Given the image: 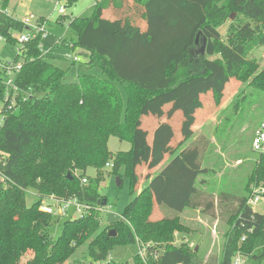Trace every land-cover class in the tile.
<instances>
[{
  "label": "trees",
  "instance_id": "trees-1",
  "mask_svg": "<svg viewBox=\"0 0 264 264\" xmlns=\"http://www.w3.org/2000/svg\"><path fill=\"white\" fill-rule=\"evenodd\" d=\"M8 4L3 0V10ZM233 13L224 39L217 29ZM48 26L51 31L50 20ZM69 27L77 37L73 47L84 51L85 67L99 68L102 76L86 72L66 81L70 68L42 53L40 36L28 44L18 78L19 105L0 127V170L6 176L0 182V264H65L83 245L82 256L69 264H129L108 256L114 246L134 242L146 252L137 253L133 264H232L238 252L248 264H264V213L248 204L252 186L264 185V153L237 204L220 208L201 186L207 168L193 140L205 98L219 104L232 78L264 90V67L252 55L264 47V0H101L93 16L73 17ZM24 29L19 18L0 12V34L9 42L14 43L12 30ZM200 31L207 38L204 54L201 41L196 44ZM168 100H176L183 112L179 139L170 144L172 131L164 123L148 144L139 138L141 118L161 113L155 105ZM111 136L131 148L113 153ZM140 155L147 158L144 183L137 169ZM165 156L166 166L150 172ZM107 163L113 164L112 173L124 169L132 196L123 218L110 224L97 210L109 202L100 193ZM89 167L97 170L95 177L87 174ZM30 188L38 199L29 206ZM46 197L86 206L79 217L66 218L55 240L49 233L53 216L40 206ZM155 206L162 219L151 218ZM197 207L220 209L231 219L222 252L213 260L187 244L169 243L173 232L182 230L179 215Z\"/></svg>",
  "mask_w": 264,
  "mask_h": 264
},
{
  "label": "rangeland",
  "instance_id": "rangeland-1",
  "mask_svg": "<svg viewBox=\"0 0 264 264\" xmlns=\"http://www.w3.org/2000/svg\"><path fill=\"white\" fill-rule=\"evenodd\" d=\"M67 1L9 0L7 9L20 20L26 15L33 14L35 19L43 17L51 21L52 30L41 39L40 47L48 59L64 69L70 68L66 81H74L78 75L86 72L102 76L99 68L88 70L85 67L86 56L81 48L73 47V41L77 37L69 27V22L73 17L93 16L97 1L75 0L66 3ZM2 2L3 0H0L1 5ZM22 3H25V6ZM60 4H66L65 13L62 15L58 11ZM105 15L109 16L108 13ZM235 16L236 13H233L217 29L222 38L225 39L226 30ZM3 43L0 42V56L5 61L13 60L16 53L10 45H3ZM252 55L262 69L264 67V47L254 49ZM67 56H79L81 59L72 65V61ZM176 102V100L160 101L154 108L161 107V113L151 111L145 113L139 126V138L150 144L151 136L165 123L172 131L170 144L177 141L180 136L179 128L183 112L178 106L175 107ZM204 102L203 108L196 115L193 137L203 153L202 166L207 168L199 180H204L201 186L209 194V198L213 199L216 207H220L221 203H231L235 206L237 198L245 193V184L259 155L253 150L252 138L256 128L264 120V90L250 86L247 82L237 78H232L227 84L224 97L219 104H216L212 97L205 98ZM151 123L154 124V131L148 136V126ZM144 132H146V136L143 138ZM191 144L192 140H189L185 145ZM109 148L113 153H117L120 150H129L131 143L111 136ZM138 158L140 161L137 169L143 182L148 171L147 158L145 159L141 155ZM168 159L169 156H165L164 162H167ZM103 170H105V175L100 186V193L109 200L108 204L105 205L106 212L103 213L105 215L103 216L105 224H110L123 218L122 214L132 197L130 195V179L122 167L118 173H112V167L105 166ZM157 170L154 169L151 172L155 173ZM87 174L95 177L97 170L89 167ZM37 199L34 189L30 188L26 191V200L29 206ZM69 201L67 210L70 217H79L78 206L74 199ZM162 216L161 211L155 206L151 218L159 220L162 219ZM66 218V216L57 214L53 216L49 233L54 240L61 234ZM178 218L182 230H175L169 243L176 246L187 244L190 250H198L206 260H213L221 254L231 227L229 213L227 214L225 211L220 213V209L209 212L205 211L204 207H197L187 208ZM85 248V245L81 246L65 264H69L76 254L82 256ZM142 249L138 242L116 245L112 248L108 261L133 264L134 256Z\"/></svg>",
  "mask_w": 264,
  "mask_h": 264
},
{
  "label": "built area",
  "instance_id": "built-area-1",
  "mask_svg": "<svg viewBox=\"0 0 264 264\" xmlns=\"http://www.w3.org/2000/svg\"><path fill=\"white\" fill-rule=\"evenodd\" d=\"M97 2L101 0H96ZM66 4H60L58 11L60 15L65 13ZM5 11L8 15H13L8 9L3 10L0 4V12ZM14 16V15H13ZM21 22L25 25L23 31H11V36L14 39V43H11L0 34V42H4L3 45L8 44L12 47L16 53L15 58L11 61H5L0 56V127L3 125L5 118L9 112L15 110L19 103L18 97L21 93L20 86L18 83V78L23 67V62L26 55V49L28 44L40 36L41 39L47 35L49 32L48 20L43 17L35 19L33 14L26 15ZM72 45L71 43H67ZM72 62H79V56H67ZM23 94V93H22ZM253 150L257 153H264V120L256 128L253 138H252ZM107 167H112V163H107ZM6 181V176L0 170V182ZM83 182H87V178L83 179ZM48 200H55V204H49ZM69 200L46 197L41 201V209L51 215H59L70 217L68 213ZM74 202L78 206L79 214L86 211V206L77 202ZM248 204L256 212L264 213V185L255 184L252 186V194L248 199ZM261 209V210H259ZM99 212L105 213V205H100L97 207ZM142 249V248H141ZM146 250L144 248L139 252L141 256L145 255ZM232 264H248V257L241 252H238L232 261Z\"/></svg>",
  "mask_w": 264,
  "mask_h": 264
},
{
  "label": "water",
  "instance_id": "water-1",
  "mask_svg": "<svg viewBox=\"0 0 264 264\" xmlns=\"http://www.w3.org/2000/svg\"><path fill=\"white\" fill-rule=\"evenodd\" d=\"M201 41V46H200V51L201 53H205L206 51V43H207V38L202 36L201 31L198 33L197 37H196V44H199V42ZM49 204H55L56 201L55 200H48ZM103 205H106V201L103 203Z\"/></svg>",
  "mask_w": 264,
  "mask_h": 264
},
{
  "label": "crops",
  "instance_id": "crops-1",
  "mask_svg": "<svg viewBox=\"0 0 264 264\" xmlns=\"http://www.w3.org/2000/svg\"><path fill=\"white\" fill-rule=\"evenodd\" d=\"M22 5H24L25 6V3H22ZM181 119H182V117H181ZM153 123H151L149 126H148V136L151 134V132H153L154 131V128H153ZM195 127V126H194ZM153 137H154V135H152L151 136V140H150V143H151V141H152V139H153ZM185 146H187V145H185ZM170 159V158H169ZM169 159H168V161H169ZM165 161V160H164ZM162 162L158 167H156L155 169H158L156 172H159V171H161L165 166H166V164L168 163V161L167 162ZM154 170V169H153ZM152 171V170H151ZM150 171V172H151ZM155 172V173H156Z\"/></svg>",
  "mask_w": 264,
  "mask_h": 264
}]
</instances>
